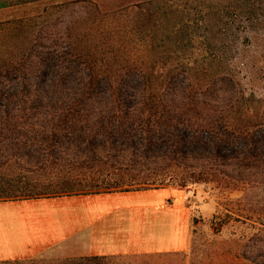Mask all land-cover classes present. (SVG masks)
<instances>
[{"label":"trees","instance_id":"16d2710c","mask_svg":"<svg viewBox=\"0 0 264 264\" xmlns=\"http://www.w3.org/2000/svg\"><path fill=\"white\" fill-rule=\"evenodd\" d=\"M84 1L96 8L92 1ZM233 1L235 12L253 15L256 21L264 23V0ZM257 1L260 4L256 7ZM55 3L0 0V10L32 4L43 13ZM23 18L0 21V25L9 30L12 25H21ZM157 21V17H150L152 46L162 41L153 31ZM89 35L87 31L68 28L55 55L43 49L33 53L37 43L32 45L30 39L24 51L10 58L11 53L2 61L0 201L164 187L182 189L205 183L220 192L241 191L239 198L228 201L224 216L247 223L264 235V208H253L248 194L251 188L261 185L264 174L261 124L243 121L240 116L233 119L241 124L232 128L223 124V117L215 124L200 121L196 113L198 102L163 92V85L169 84L167 76L158 69L151 73L156 68L142 78V91H122L121 85L128 81L113 77L116 70L103 60L104 49L110 45L108 38L97 42ZM171 40L177 41L174 36ZM51 56L61 64L82 63L87 80L70 86L62 79L44 84L31 80L30 73L39 78L49 68ZM157 59L154 61L158 67L164 68L166 61ZM10 72L21 81L15 90L8 85ZM184 109L194 113L186 116ZM160 254L168 253L66 257L48 264H110L114 260L131 264V260ZM241 257L250 264H264L261 255ZM28 261L35 263L31 259L0 264Z\"/></svg>","mask_w":264,"mask_h":264},{"label":"rangeland","instance_id":"374dc122","mask_svg":"<svg viewBox=\"0 0 264 264\" xmlns=\"http://www.w3.org/2000/svg\"><path fill=\"white\" fill-rule=\"evenodd\" d=\"M89 1L96 8L84 0H53L54 6L43 13L32 4L0 10V21L25 17L21 25H12L9 30L0 25V68L8 55L12 53V58L24 51L30 39L32 45L37 43L33 53L43 49L55 55L68 28L87 31L91 40L102 42L108 38L110 45L104 49L103 60L116 70L113 77L128 81L121 85L122 91H142V78L156 68L151 73L158 69L167 76L169 84L163 85V92L198 102L200 121L215 124L223 117V124L232 128L241 124L233 119L240 116L249 123L259 122L264 130V23L256 21L255 16L235 12L233 0ZM259 4L257 1L255 6ZM150 17H157L153 31L162 37L156 46L150 43ZM172 36L177 41H172ZM51 57L49 68L39 78L30 73L31 80L44 84L62 79L68 86L87 80L82 63L61 64ZM160 58L166 61L164 68L154 61ZM8 80L14 90L21 82L11 72ZM183 112L186 116L194 113L189 109ZM260 181L261 185L248 193L255 209L264 208V174ZM180 190L191 207L189 247L184 252L131 260V264H250L242 254L264 256L263 233L224 216L228 201L239 198L241 191L220 192L205 183ZM204 201L213 206L210 216L197 209ZM31 259L34 264H48L58 258L43 255ZM123 262L130 264L127 260L109 263Z\"/></svg>","mask_w":264,"mask_h":264},{"label":"crops","instance_id":"0c3cea01","mask_svg":"<svg viewBox=\"0 0 264 264\" xmlns=\"http://www.w3.org/2000/svg\"><path fill=\"white\" fill-rule=\"evenodd\" d=\"M187 199L164 187L0 201V261L184 252ZM212 207L204 201L197 209L210 216Z\"/></svg>","mask_w":264,"mask_h":264}]
</instances>
